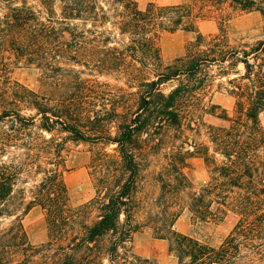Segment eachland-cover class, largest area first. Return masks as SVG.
I'll return each instance as SVG.
<instances>
[{
  "label": "trees",
  "instance_id": "obj_1",
  "mask_svg": "<svg viewBox=\"0 0 264 264\" xmlns=\"http://www.w3.org/2000/svg\"><path fill=\"white\" fill-rule=\"evenodd\" d=\"M206 2L220 17L226 4L264 19V0ZM198 13L189 3L140 9L134 0H0V52L35 67L43 87L39 94L0 68V117L14 115L0 134V264H160L132 252V236L145 226L168 241L176 264H264V28L253 40H233L221 25L205 37ZM178 30L195 39L164 61L158 41ZM60 59L125 77L135 109L98 103L93 89L103 83L73 67L76 88L64 93ZM216 91L233 98L231 114L212 101ZM205 114L226 123H206ZM30 126L40 132L30 135ZM55 130L73 142L114 145L113 153L92 152L94 194L76 206L51 152L54 138L42 134ZM148 155L160 163L156 195L155 183L141 190ZM193 155L208 180L190 193L183 168ZM184 202L194 221L218 222L229 212L237 219L218 243L200 240L173 228ZM35 205L46 229L38 244L22 225Z\"/></svg>",
  "mask_w": 264,
  "mask_h": 264
},
{
  "label": "rangeland",
  "instance_id": "obj_2",
  "mask_svg": "<svg viewBox=\"0 0 264 264\" xmlns=\"http://www.w3.org/2000/svg\"><path fill=\"white\" fill-rule=\"evenodd\" d=\"M138 8L143 9L149 2L156 4H176L189 3L193 5L195 11H199V18L196 22V30L207 37L218 32L221 25L227 30V34L231 39L239 40H253L263 37L264 19L262 15L255 10L240 11L232 10L227 5H222L224 10H227L228 15L220 17L215 10L216 5H211L206 0H134ZM199 9L203 10L200 11ZM207 10H210L207 11ZM195 32H187L178 30L174 33H164L160 37L158 44L161 57L164 61L172 60L184 53L185 46L188 42L195 39ZM60 65L64 67L62 71H56L57 74L62 75L64 82V93H69L76 88L75 78L78 76L69 68L73 67L81 69L82 78H92L103 83L102 85L94 86V91L100 94L98 103L105 102L107 108L113 105L122 104V110L128 109L133 111L136 106L137 94L135 88H129L124 83L125 77L117 75H101L95 71H90L83 66L73 64L72 61L60 59ZM0 68L7 70V74L11 80L17 81L33 91L41 94L43 87L40 83V72L35 67L26 66L22 61L16 60L9 52H0ZM58 75V76H59ZM212 101L219 104L229 114L232 113L234 100L232 97L226 95L222 91H216L212 94ZM3 105H0V114L3 110ZM10 107V105H7ZM13 114L12 112H10ZM23 115H34L33 110H21ZM14 116V115H11ZM0 117V134L3 130H8L13 117ZM260 122L264 127V110L259 115ZM203 120L210 124H225L221 119L205 114ZM37 123V122H36ZM30 135H35L40 132L35 126H30ZM45 138L51 135L54 138L52 142L51 152L57 151L59 155L62 180L66 186L70 204L72 206L79 205L90 199L94 194V168L92 165V152L101 150L102 147L106 151L113 153V146L102 143L90 144L82 142H73L65 138V133L58 130L51 134L42 132ZM1 140V139H0ZM1 146V145H0ZM144 168V178L142 181L141 190L144 191L154 184L153 176L160 168L158 157L151 155L147 156ZM183 172L187 179L191 182L190 193L199 191L208 180V172L201 157L193 155L187 160V165L183 168ZM40 175L34 178H28V183L25 186L30 187L34 179H38ZM155 195L159 193V185H154ZM149 192V191H148ZM187 196L183 195L182 201L187 200ZM237 217L229 212L221 221L218 222H202L194 221L190 217V212L185 204L182 203L179 208V215L176 218L173 228L180 233L188 234L200 240L208 241L210 243H218L225 235L228 234L234 225ZM22 225L26 231L28 239L33 244H38L46 240V229L44 213L37 205L31 207L22 216ZM132 252L138 256L147 257L156 260L160 264H176L175 258L168 252V241L166 239L157 238L152 233V229L148 226L136 231L131 240Z\"/></svg>",
  "mask_w": 264,
  "mask_h": 264
}]
</instances>
